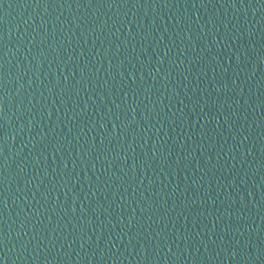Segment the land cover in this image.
<instances>
[{
    "label": "water",
    "instance_id": "water-1",
    "mask_svg": "<svg viewBox=\"0 0 264 264\" xmlns=\"http://www.w3.org/2000/svg\"><path fill=\"white\" fill-rule=\"evenodd\" d=\"M0 264H264V0H0Z\"/></svg>",
    "mask_w": 264,
    "mask_h": 264
}]
</instances>
